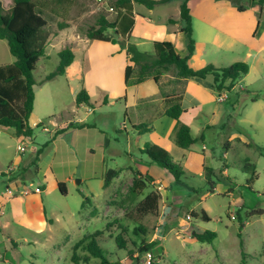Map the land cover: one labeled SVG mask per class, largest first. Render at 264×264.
I'll return each instance as SVG.
<instances>
[{
	"label": "rangeland",
	"instance_id": "obj_1",
	"mask_svg": "<svg viewBox=\"0 0 264 264\" xmlns=\"http://www.w3.org/2000/svg\"><path fill=\"white\" fill-rule=\"evenodd\" d=\"M1 1L8 6V0ZM111 1L113 0H74L67 15L72 25L67 29L60 30L57 24L58 18L54 14L51 15L49 29L52 35L48 49L34 71L38 81H42L47 74L57 68L60 61L58 52L64 47L71 46L70 42L74 40L75 35L87 37L86 30L96 24L100 14H105L110 21L116 19V10L109 9ZM212 1L214 0H190L193 27L196 29V37L199 41L196 43V50L189 60V65L196 70L212 63L215 66L228 67L237 61L247 62L243 60L244 55L232 58L231 52L222 49L218 51L213 45L200 39L198 31L202 22L198 18L207 16L211 19L210 11L206 10L205 6H209ZM224 2L246 8L250 0H224ZM176 4L177 1L171 5H159L154 10L137 4L136 8L141 14L159 19L170 13L169 8L173 11ZM63 31L69 33L64 34ZM108 34L115 36L112 29L108 30ZM92 44L91 49L79 54H83L86 58L93 54L96 58H101L100 64L106 63L97 71L93 69L86 82V85H89L95 111H90L88 106L78 107L76 96L79 90L73 94L65 79L61 77L50 81V86H56L62 81L65 82L64 89H60L59 95L53 98L39 91L36 107L37 112L42 113L56 110L57 118L64 127L69 126L71 121L78 117L84 119L83 122L88 126L78 130L69 129L65 134L58 136L55 128L50 124L48 127L51 132L44 131L42 126H34V135L24 137L21 141L13 133V128L0 127V197L7 192V182L4 177L8 174L9 167L18 169L19 164L26 165V162L37 152H40V159L45 161L53 158L52 167L61 178L70 177L66 180L68 185L66 194L56 189L44 196L49 225L42 232L35 233L25 227L23 222L18 223L14 220H11L6 229L1 228L0 254L4 258L0 259V264H74L72 257L77 242L86 235L98 231L102 232V235L98 236V241L106 249L108 257L116 264L117 262L148 264L147 252L140 251L143 241L151 244L149 251L153 254L151 264H242L243 259L245 264H264V128L252 127L248 121L243 120L247 110L246 105L250 104L247 99L237 104L233 103L237 94L239 97L248 96L252 90L258 89L257 87L262 85L264 80L249 84L245 77L240 83L244 86L247 83L250 92L234 84L228 101L210 100L199 107L190 108L188 113L181 117V122L191 125L194 130L199 129L196 132L198 139L191 149H183L176 143L174 132L176 121L160 114L163 104L154 102L152 107L155 114L148 116L141 112L137 113L140 107L126 106L120 100L127 91L124 70L117 68L111 71L109 68L113 61L110 60L112 53L115 54V48L119 47V44L116 47L114 44ZM116 56V59L120 58ZM216 57L221 59L219 64L215 63ZM12 58L14 56L7 40L0 39V64H5ZM121 59L125 61V54ZM252 61L248 62L249 66L253 64ZM164 73L167 75L163 77V82L168 89L173 84L175 88L182 89L183 83L177 87L179 85L173 81L179 78L175 74L174 66H170ZM248 78L250 80L256 78L254 69L249 73ZM209 85L211 87L212 84ZM82 87L84 84L80 86V90ZM158 93L161 94L160 91ZM213 93L217 95L215 90ZM105 101L109 104L104 103ZM216 108L223 110L221 118L223 120L215 128L205 129L211 124ZM130 121L137 125L146 124L148 129L133 130ZM125 124L127 131L124 130ZM223 124L226 125V129H223ZM235 132L244 135L247 138L245 142H248L244 143L232 138L234 141H230L232 147L229 155L227 159L222 158L225 154V144L231 140ZM202 133L204 140L201 139ZM148 144L166 149L171 155L172 163L179 168L175 174L167 169L175 180L169 181L168 189L163 193L168 197L170 204H174L175 199L178 198L177 202L182 211L180 221L184 225V230L181 232L175 228L162 233L159 217L149 216L144 223L151 231L143 240L141 239L143 234L134 233L137 224L127 216L135 201L131 202L125 198L138 168L152 161L149 155L142 151ZM19 146H23L25 151H20ZM188 152H204L212 156L205 165L204 175L185 167L182 160L187 157L185 155ZM21 157L23 161H20ZM247 160L258 163L259 178L253 184V189H249L246 183L250 177V173L244 168ZM223 163L228 165L229 179L225 174H221ZM17 169H13L9 174L16 172ZM111 169L121 171L119 179H112V182L103 188L98 175L103 174L104 171L105 179ZM35 176L37 173H34L27 182V186L32 190H36L37 187ZM227 180L236 183L234 195L225 194L220 189ZM30 182H33V185H30ZM211 184L217 186L215 192ZM151 189L160 190L157 185L149 184L145 193ZM207 192L210 193L205 196ZM18 199L22 200L21 197H14V200ZM139 199L140 197L137 198ZM6 201L1 199L0 210L3 209ZM84 202L85 206H83ZM11 207L13 210L18 208L15 213L24 211L22 204L7 201V211H10ZM190 209L199 214L198 219ZM203 209L210 215V220L202 219ZM206 230L217 233L212 242H202L194 237L196 232ZM119 234L127 241V250L119 249L117 246L115 238ZM129 250L134 251L133 257H130ZM79 253L85 258L86 254L82 250ZM90 263L99 264V259L91 258Z\"/></svg>",
	"mask_w": 264,
	"mask_h": 264
},
{
	"label": "crops",
	"instance_id": "obj_2",
	"mask_svg": "<svg viewBox=\"0 0 264 264\" xmlns=\"http://www.w3.org/2000/svg\"><path fill=\"white\" fill-rule=\"evenodd\" d=\"M174 1H177V4L176 6H174L173 11H171L172 9L169 8L170 13L165 14L163 17L159 19H154L151 15H144L139 13L136 8L137 4H135L134 6L136 12L135 24L132 29L131 35L129 37V42L134 43L141 51L153 52L154 44L156 41H165V40L171 41L173 42L175 49L178 53H180L181 55L186 54L187 51L186 35L184 32L181 31V23L179 21L180 11H181L180 7L183 0H172L166 3L165 5H169V4L171 5V3H173ZM12 4L13 1L8 0V6H6L5 4L4 5L7 8H10ZM155 8L150 10H154ZM205 8L206 10L210 11L211 19L208 18L207 16L198 18L202 22V25L199 26V31H198L200 39L202 41H205L206 43H210L218 51L219 49L220 50L222 49L227 52H231L232 58L244 55L243 60L247 61V63L250 60H253L252 61L253 64L251 63L252 65H250L249 72L241 80L245 79L246 77V80L249 84H255L261 79L264 80V6L249 3L248 7H246L243 11H239L237 10L238 7H236L233 3L224 2V0H214L212 1V3H210L209 6H205ZM247 13H249V15ZM171 17L174 18L177 22L170 23L169 18ZM193 29H194V38L197 43V41L199 40L196 37L197 35V33L195 32L196 29L194 27ZM62 33L68 34L69 31H63ZM74 37H75L73 38L74 40H72L70 43H72L71 47L75 53V59L71 63V65L67 67L65 74L59 75L52 80L46 81L42 85L36 88L34 110L29 120L30 125L32 127L42 126V129L47 132H51L48 127V124L52 125L55 128L56 132L61 128H66L61 125L62 123H60L59 119L57 118L56 110L48 111L45 113L37 112L36 107L38 101V93L39 91L45 92L47 93V96H50V98L57 97L56 95H59L60 89L62 88L64 89L65 82L62 83V81H60L59 83H57L56 86H50V81H55L59 79V77H61L65 79L64 81H66L67 86L69 87V89L73 94L78 90L80 91V86L82 84H84V87L82 88H86L90 94L91 92L89 89V85H86L87 79L90 78V74L93 69L97 71L100 68V66L106 64L105 62H102L100 64L99 61H101V58H96L95 55L93 54L91 55L92 58L90 56L89 58H86L85 56H83V54L81 55L79 54L82 51L91 49L93 45L92 43H100L105 45L114 44L115 47L119 44V47L115 48V54L112 53V58L110 60L113 61L109 65V68L111 69V71L116 70L117 68L119 70L123 69L125 76V68L129 64V56L126 53V49L121 46L120 42L105 43V42L92 41L86 36L75 35ZM124 54H125V61H122L121 58ZM116 55H118L120 58L116 59L117 57ZM14 61H15V57L12 58L11 61H9L8 59V62L5 64H10L13 63ZM220 62H221L220 57L219 58L216 57L215 63L219 64ZM5 64L1 63L0 65H5ZM216 66L220 67L218 65ZM253 69L256 71V78L250 80L248 78V75ZM166 75L167 74L164 73L158 82H156L153 79V77H147L142 81H138L136 80V78H132L129 84L125 83V87L127 88V91L125 92L124 97L122 96L120 97V100L123 101L126 106L134 105L136 108L140 107L137 113L141 112V114L144 113L147 114L148 116L149 115L154 116L155 111L152 105L156 101L163 104L161 108L162 113L160 112V114L166 115L169 97H175L178 100H180L182 106L186 109V112L184 114L188 113L190 108L199 107L200 105L205 104L210 100L218 101L217 95H214L213 93L214 90L215 92H217L218 90H216L215 88V83L212 75H208L205 78L192 77L188 79L176 78L175 75L174 78H176L177 80H173V81L174 82L176 81L177 85H179L177 87H180V84L183 83L181 90L175 88L174 84L172 85L171 88L168 89V86H166V84L163 82L164 80L163 77ZM209 78L211 80H207ZM241 80L239 81L238 85L243 89H245L246 92H250L248 89V84L246 83L244 86L242 83H240ZM75 82H78V84H75ZM149 83L151 84L149 85ZM152 83H154L155 85H153ZM209 84H212L211 87ZM257 88L258 89L252 90V92H250L248 96L240 95L239 97V94L236 93L237 94L236 100L233 103L237 104V102L240 101L243 102V100L247 99L250 104L246 105L247 110H246V114L243 115V120L248 121V123L252 127L260 126L264 128V83H262V85H260ZM158 91H160L161 94H159ZM230 93L231 91L229 92V98L226 101L230 99ZM258 93H260L262 97L256 100H252L251 95ZM158 94L159 96L156 97V95ZM104 103L109 104L107 103V101H105ZM77 106L78 107L88 106L90 111H95L96 109L95 107H90L89 105L86 104H81V105L77 104ZM78 109L79 108H77V111ZM61 110L62 109H60V111ZM232 110H234L233 106H232ZM222 111L223 110H219L216 108V111L213 114V118L211 120V124L207 125L205 129H209V130L213 129L219 124V122H221V120H223L221 119L223 117ZM125 116L127 117V113ZM83 120L84 119L78 117L76 120L71 121L73 127H67L65 132H68L69 129L78 130L85 128V127L83 128L76 127L80 124H85ZM130 124L132 125L133 130H137L135 129V125H137V123L130 121ZM189 126L191 127L192 135L198 139L196 132L199 129L195 128L194 130L191 125ZM226 128H227L226 125H224L223 129ZM124 130L127 131L126 124ZM65 132L59 135H63L65 134ZM13 133H15V130H13ZM18 137L20 141L24 139V136H18ZM232 138L240 140L244 143L248 142V141L245 142L247 138H245L244 135L235 132L231 136V140L227 141V143L225 144V148L223 147L225 149V154L222 155V158L227 159V155H229V150L232 147V142L230 141H234L232 140ZM201 139L204 140L203 133L201 135ZM191 147L188 149H191ZM39 155L40 152H37L36 155L32 156V158H30L29 161L26 162V165L22 166L19 164V166H17L18 169L15 168L17 169L16 172L12 174H7L4 177L5 181L7 182L6 183L7 192L1 194L0 202L1 199H3V201L6 200L8 202L11 201L14 202L15 204L17 203L18 205L22 204L24 207L23 209L24 211H21L20 213H15L14 211H17L18 208L13 210V207L10 208V211H7L6 208L7 201H6L3 209L0 210V230L1 228L6 229L10 225L11 220H14L18 223L23 222L24 225H26L25 227L31 229L35 233L42 232L49 225L44 196L49 195L56 189L60 190V183H64L66 189L68 190V185L66 183V180H68L70 177L66 176L64 178H61L52 167L53 158H48L45 161L44 159H40ZM185 156L187 157L186 158L184 157L182 162H184L185 167L188 170L191 169L198 171L200 175H204L206 173L205 165L207 164L209 158L212 157L211 155L204 152H188V154H186ZM20 161H23V157H21ZM255 164L256 167L258 168V163L255 162ZM227 166L228 165L225 163L222 164L223 170L221 171V174L222 175L225 174L226 178L229 179L230 175ZM33 170L34 173H37V176H35L37 182L36 190H31V188L27 186V182H29L31 176L34 175ZM138 171H141L142 173L145 174L148 173V175L152 179V184L157 185L158 188L159 185L162 187L160 189L161 191L159 190L162 195L160 202V215H159V220L161 221L159 222L160 225H162V228L160 227V230L161 229L163 230L162 233H167V230L171 231L172 229L175 228L176 230H180L181 232H183L182 230H184L183 229L184 225L180 221L181 218L180 215L182 211L180 210V207L178 205L179 202H177L178 198L175 199L174 204H170L168 197L165 196L163 193V191H166V189H168L169 181L175 180V177L172 176V174H170V172L167 171L166 168H163L152 161L150 163H146L145 165L140 166L138 168ZM104 174L105 172L103 171V174L100 173V175H98V178L101 186L103 188H106ZM118 176L115 178L119 179ZM14 177L16 178L13 179ZM209 183H213V182L209 181ZM235 184L236 183L234 181L227 180V182L223 183V186H221L220 189L225 194L234 195ZM30 185H33V182H30ZM211 186L213 192H215L214 190L217 189V186L214 184H211ZM27 188H29L31 192L29 194H24L23 192ZM9 190H12L14 192L12 196H9ZM209 193L210 192H207L205 196L209 195ZM17 196L21 197L22 200L19 199L14 200V197ZM190 211L193 212V209H190ZM203 211H205L208 214V212L205 209H203L202 212ZM208 216L210 217L209 214ZM195 218L198 219L199 217H195ZM1 258H4V256L0 254V259ZM5 261L8 262L7 259H5Z\"/></svg>",
	"mask_w": 264,
	"mask_h": 264
},
{
	"label": "trees",
	"instance_id": "obj_3",
	"mask_svg": "<svg viewBox=\"0 0 264 264\" xmlns=\"http://www.w3.org/2000/svg\"><path fill=\"white\" fill-rule=\"evenodd\" d=\"M12 1L13 4L10 8H6L0 1V39L7 40L11 53L15 57L13 63L0 65V127L13 128L18 136L32 137L34 127L30 125L29 120L34 110L36 88L46 81L65 74L67 67L75 59L72 47H64L58 52L60 61L53 72L47 74L42 81H38L34 75L39 60L46 55L52 35L49 29L51 15L54 14L58 18L57 24L60 30L70 27L72 22L67 15L71 11L74 0ZM170 1L172 0H113L110 3L117 12L116 19L110 21L105 14H100L96 24L86 30V35L92 41L120 42L121 46L126 49L129 56V64L125 68L124 76L126 84H129L132 78L142 81L147 77H153L158 82L165 70L170 66H174L180 79L205 78L212 75L216 90H232V85L239 84V81L249 72L250 66L247 62L237 61L228 67H217L208 64L197 70L189 65V60L196 49L190 0H183L181 3L179 20L181 31L186 35V54L181 55L178 53L171 41H156L153 52L141 51L134 43L129 42L135 24V4L153 9ZM249 3L263 5L264 0H250ZM238 9L244 10L245 7L239 5ZM169 22L175 23L177 21L171 17ZM109 29L114 31L115 36L108 34ZM260 97H262L260 93L254 94L252 100ZM76 103L93 107L91 96L86 88H82L78 92ZM185 112L186 109L182 106L180 100L175 97L168 98L166 115L177 121L175 129L176 143L179 147L188 149L196 142L197 138L192 135L191 127L181 122V117ZM86 126L88 125L80 124L76 127L83 128ZM67 127H73V124ZM67 127L59 129L56 135L65 132ZM141 128L148 129L146 124L135 125V129L141 130ZM257 147L261 148L260 146ZM142 151L149 155L152 162L168 169L170 172L175 174V171L179 170L172 163L171 155L166 149L148 144ZM244 168L246 172L250 173V177L246 180L247 187L253 189V184L258 179L256 164L247 160ZM120 172V170L114 169L108 171L105 177V186H108ZM149 184H152V179L148 173L137 171L125 198V200L131 202L135 201L134 206L127 212V216L137 224L134 233L143 234L141 235L143 240L151 231L144 221L149 216L159 217L162 198L161 192L157 189H151L145 193V189ZM60 191L63 194L67 193L64 183H60ZM138 197H140L139 200H137ZM83 206H85V202ZM192 213L194 217H199L197 212ZM201 217L210 220L205 211L202 212ZM99 235H102L101 231L86 235L77 242L72 257L74 264H91V258L99 259V264H116L108 257L106 249L98 241ZM216 236L217 233L212 230L194 234V237L202 242H212ZM115 242L119 249H128L127 241L123 235H117ZM150 249L151 244L143 241L140 251L146 253ZM80 250L86 254L85 258L81 257ZM133 254L134 251L129 250L130 257H133ZM245 263L243 259L242 264ZM117 264L120 263L117 262Z\"/></svg>",
	"mask_w": 264,
	"mask_h": 264
},
{
	"label": "built area",
	"instance_id": "obj_4",
	"mask_svg": "<svg viewBox=\"0 0 264 264\" xmlns=\"http://www.w3.org/2000/svg\"><path fill=\"white\" fill-rule=\"evenodd\" d=\"M100 1H104V0H100ZM109 9H110V11H114L115 9H114V7H112V6H110L109 7ZM218 92V94H217V100L218 101H226L227 99H228V97H229V91L228 90H226V89H224V90H218L217 91ZM20 151H25V148L23 147V146H19V148H18ZM13 169H15L14 167H9V169H8V174L9 173H11V171L13 170ZM162 187L161 186H159V189H161ZM32 190V189H31ZM39 190V189H38ZM31 191H30V189L29 188H27L23 193L24 194H29ZM14 194V192L12 191V190H9V196H12ZM233 218H235V216H233ZM146 259H147V263L148 264H151L152 262V259H153V254H152V252H147L146 253Z\"/></svg>",
	"mask_w": 264,
	"mask_h": 264
}]
</instances>
